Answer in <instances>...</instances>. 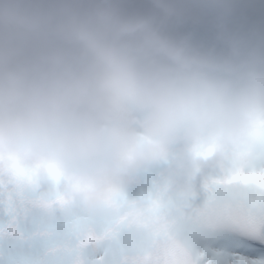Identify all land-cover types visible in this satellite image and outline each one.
Returning <instances> with one entry per match:
<instances>
[{
	"label": "clouds",
	"instance_id": "9594fccd",
	"mask_svg": "<svg viewBox=\"0 0 264 264\" xmlns=\"http://www.w3.org/2000/svg\"><path fill=\"white\" fill-rule=\"evenodd\" d=\"M262 141L264 0H0V165L41 195L96 217L159 170L185 201Z\"/></svg>",
	"mask_w": 264,
	"mask_h": 264
},
{
	"label": "snow or ice",
	"instance_id": "6c2138e0",
	"mask_svg": "<svg viewBox=\"0 0 264 264\" xmlns=\"http://www.w3.org/2000/svg\"><path fill=\"white\" fill-rule=\"evenodd\" d=\"M258 162L264 164V160ZM245 169H237L224 178H214L202 187L197 185L189 203L194 210L216 206L252 217L255 219L252 226L203 233L198 231L182 236L178 219L171 218L167 213L169 197L153 195L144 188L132 199L148 201L145 208L133 210L135 223L141 225L139 231L133 229L131 217L127 214L87 217L69 210L63 220L52 216L45 220L44 231L40 234L70 239L80 233L82 238L79 243L82 246L103 242V254L94 260L86 259L84 264H160L159 250L169 243V237L187 251L190 256L188 264H264V169L258 172ZM225 184L255 185L258 190L227 194L220 187ZM201 188L207 198L202 206L196 207L193 201ZM64 207L65 200L61 195H41L32 177L22 179L11 167L0 165V217L5 218V222L0 223V239L16 236V224L32 208L63 210ZM95 228L100 231H94ZM20 256L0 259V264H35L30 259L22 261Z\"/></svg>",
	"mask_w": 264,
	"mask_h": 264
},
{
	"label": "bare ground",
	"instance_id": "6f19581e",
	"mask_svg": "<svg viewBox=\"0 0 264 264\" xmlns=\"http://www.w3.org/2000/svg\"><path fill=\"white\" fill-rule=\"evenodd\" d=\"M262 160H264V141L261 142L260 146L254 153L249 155L247 159L249 167L246 168L245 171H261L264 169V164H261L258 161ZM253 162L256 163L252 164ZM159 173V170L150 171L148 174L143 176L138 183L132 185L129 189L123 191L122 193H119L111 203L106 205V209L98 216H120L133 213V210H137L141 204L146 201V199H132H134L144 188L151 192L155 187V179ZM58 192L59 189L56 185L49 190V194L51 195H55V193ZM69 210H72L71 207L65 205L63 211L57 210L52 217L56 220H63L66 212ZM44 221L45 216L42 210L39 208H32L31 211L26 216L22 217L16 224V236H8L4 239H0V259L6 260V257L11 255H21L20 259L22 261L30 259L34 261L35 264H48L45 261H41L39 258V254L44 248L43 244L45 242L43 240H46L45 237L40 234L44 231L42 228ZM4 222L5 218L0 217V223ZM94 231L98 232L100 229L95 228ZM28 234L32 237V240H34V243L30 241L33 243L32 247H30L28 243ZM7 238L14 240V245L10 249L4 245ZM87 247V259L94 260L96 257L101 256L102 247L100 246V243L97 245H88ZM29 249L32 251L28 252ZM189 259L190 256H188V259L184 264H188Z\"/></svg>",
	"mask_w": 264,
	"mask_h": 264
},
{
	"label": "rangeland",
	"instance_id": "374dc122",
	"mask_svg": "<svg viewBox=\"0 0 264 264\" xmlns=\"http://www.w3.org/2000/svg\"><path fill=\"white\" fill-rule=\"evenodd\" d=\"M56 194H59V192H58V193H55V195H56ZM28 235H29V234H28ZM30 241L34 243V240H32V237L29 235V236H28V243H29V246L32 247V244H33V243H31ZM43 241L45 242L44 244L47 245L46 240H43ZM31 251H32L31 249L28 250V252H31ZM6 258L8 259L9 257H6Z\"/></svg>",
	"mask_w": 264,
	"mask_h": 264
}]
</instances>
